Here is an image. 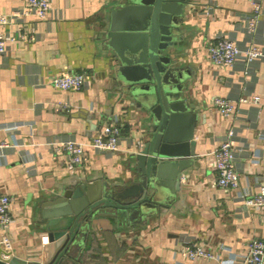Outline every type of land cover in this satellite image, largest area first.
I'll return each mask as SVG.
<instances>
[{"label":"crops","instance_id":"1","mask_svg":"<svg viewBox=\"0 0 264 264\" xmlns=\"http://www.w3.org/2000/svg\"><path fill=\"white\" fill-rule=\"evenodd\" d=\"M24 1L0 0V11ZM123 1L51 0L50 19H31L24 26L29 33L37 31L39 38H16L9 43V53L0 55V139L11 144L0 153V190L13 197L14 217L10 245L2 247L13 256L44 258L49 232L44 212L51 206L43 205L66 188L88 181L99 182L101 191L106 185L125 192L139 183L135 154L138 144L150 137L153 120L151 111L122 89L119 59L108 45L111 9ZM186 3L177 43L167 52L172 65L189 74L182 95L196 114L193 164L182 175L178 193L156 208L141 212L137 207L120 214L114 207L99 209L78 243L54 264H222L229 252L244 253L251 238L264 239L261 211L237 200L256 193L254 176L264 174V60H241L228 67L212 63L208 54L219 34L264 47V10L254 27H247L254 5L264 8V0ZM5 29L0 26V31ZM69 71L84 72L89 87H54L52 78ZM253 94L261 96L258 104L239 100ZM215 96L234 100L235 114L223 116L213 103ZM64 102L69 106L56 108ZM114 120L122 126L121 149L105 154L87 144V159L74 170L48 143L54 135H75L89 143L92 134ZM239 124H244L239 131L246 147L239 155L244 171L238 188L224 189L216 183L212 153L228 129ZM188 239L212 248L219 258H175L174 249ZM223 245L230 251L221 249Z\"/></svg>","mask_w":264,"mask_h":264},{"label":"water","instance_id":"2","mask_svg":"<svg viewBox=\"0 0 264 264\" xmlns=\"http://www.w3.org/2000/svg\"><path fill=\"white\" fill-rule=\"evenodd\" d=\"M186 4V0H125L110 12L107 38L119 59L117 77L122 89L151 111L153 120L150 137L136 150L141 177L135 189L114 192L105 185L101 191L99 182L88 181L66 188L43 205L51 206L44 212L49 231L42 247L44 258H18L0 244V264H54L78 243L99 209L114 207L120 214L138 207L147 212L178 193L181 177L197 155L196 114L182 95L189 74L173 66L167 52L177 43Z\"/></svg>","mask_w":264,"mask_h":264},{"label":"built area","instance_id":"3","mask_svg":"<svg viewBox=\"0 0 264 264\" xmlns=\"http://www.w3.org/2000/svg\"><path fill=\"white\" fill-rule=\"evenodd\" d=\"M264 8L254 5V10L249 14L247 27L251 30L257 20L259 13ZM51 0H25L23 4L13 7L8 12L0 11V26H4L5 31H0V55L6 56L9 53V43L16 38L26 39L29 36L35 39L39 38L37 31L32 30L31 33L24 30L25 24L33 19L35 21L47 20L52 17ZM211 12V8L205 11ZM56 16V15H55ZM36 24V22L34 23ZM14 28V29H13ZM13 29V30H12ZM209 59L212 63L221 66L234 67L239 61H245L251 64L255 61L264 60V47L255 43H240L229 35L219 34L208 47ZM54 87L62 90H80L89 87V80L82 71L64 72L55 75L52 80ZM241 102L258 104L261 100L259 94L252 96H241ZM214 105L219 109L220 113L225 116L235 114V102L228 96H215L213 98ZM68 102L56 105L57 109L68 107ZM238 118V116H236ZM244 124L232 126L220 138L218 146L214 149L212 155L216 170V183L224 189H236L240 185L241 175L244 171L239 165V155L246 152L245 144L239 131L242 130ZM123 138V131L119 120L111 121L102 126L100 130L92 134L90 142L85 143L75 135H54L48 143L55 154H63L66 167L74 170L87 159L86 146H92L96 151L110 154L120 150V143ZM11 147L7 141L0 139V153ZM30 167L29 169H31ZM254 184L258 187L256 193L249 195H239L237 200H243L246 204L251 205L261 211L264 216V174H256L254 176ZM13 197L0 190V244L10 245L8 232L14 221L11 212V204ZM192 240H185L178 244L174 249L175 258L181 259H218L219 254L212 248ZM221 249L230 251L226 246ZM222 264H264V239L253 237L248 241L247 249L244 253H230L227 258L221 260Z\"/></svg>","mask_w":264,"mask_h":264}]
</instances>
